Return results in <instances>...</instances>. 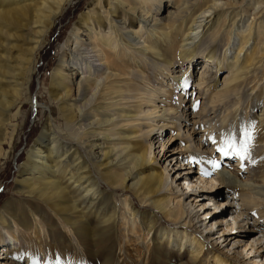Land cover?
<instances>
[{
  "label": "bare ground",
  "instance_id": "6f19581e",
  "mask_svg": "<svg viewBox=\"0 0 264 264\" xmlns=\"http://www.w3.org/2000/svg\"><path fill=\"white\" fill-rule=\"evenodd\" d=\"M71 1L0 0V156L3 146L14 140L28 67ZM196 47L208 53L196 87L211 97L209 112L223 114L218 106L225 105L223 122L255 125L250 169L264 171V95L256 96L261 84L253 90L260 103L247 105V110L262 105L258 124L248 111L242 117L236 114L245 89L264 72V0H93L61 47L51 74L48 90L61 116L47 121L28 156L29 174L19 183V194L37 202L54 200L55 210L68 214L51 211L74 246L70 253L58 250L62 264H93L95 258L97 264H151L156 250L165 251L169 264H264V226L258 217L264 216V205L257 201L264 199V176L260 185L244 180L239 159L235 166L220 162L210 176L183 169L181 162L171 170L155 166L153 136L168 129L173 135L167 142L185 140L189 160H232L193 142L203 127L189 120L193 110L186 118L181 113L186 88L173 92L185 77H172L171 61L179 59L181 68L185 62L198 64ZM15 51V60L21 61L13 64L10 54ZM216 51L223 60L214 58ZM220 65L228 70L221 86L217 74L206 76L209 67L217 70ZM158 66L160 80L154 86L148 73ZM186 79L189 86L190 75ZM208 130L202 138L213 137ZM137 142L141 152L133 153L130 143ZM167 153L173 152L169 148ZM197 165L211 170L207 163ZM146 170L151 171L149 178L142 173ZM181 180L190 192L179 186ZM126 191H132L139 208ZM15 207L9 203L0 210V232L10 241L5 251L11 249L1 264L23 259L31 264L35 254L54 264L57 256L46 252L49 237L40 225L45 217L32 209L20 219L21 210ZM97 243L112 256L85 249ZM173 253L178 261H171Z\"/></svg>",
  "mask_w": 264,
  "mask_h": 264
},
{
  "label": "rangeland",
  "instance_id": "374dc122",
  "mask_svg": "<svg viewBox=\"0 0 264 264\" xmlns=\"http://www.w3.org/2000/svg\"><path fill=\"white\" fill-rule=\"evenodd\" d=\"M93 0H72L69 2L66 6L64 11L59 15V17L56 19L54 25L50 29L45 42L43 43V46L39 50V52L36 53V56L33 58V64H31L28 67L27 74L25 77V86H24V95L21 100V102L18 104L20 105V114L16 120V132L14 135V140L12 142V145L5 144L3 146L2 155L0 156V210L3 209V207L9 203L14 204L16 206L15 208L20 211V219H24L27 217V214L29 213V210L38 212V214H42L45 217V221H43L40 225L44 228L45 234L49 237V244L48 249L46 250L45 247L43 249L46 250L48 254L54 253L55 257L59 255L58 250H62L63 253L65 251H73L74 246L70 242L69 238H64L62 234H66V231L61 228L62 220L57 218L51 211H56L55 208V201L50 200L48 198L42 199V202H37L35 198L19 194L18 192L21 191L19 183L23 179H25L29 174V172H25L28 170V156L30 155L32 149L35 148L36 142L41 136L44 128L46 127L47 121L51 119L52 115L61 116L60 113H55L53 104L50 97V93L48 90V87L51 83V74L56 67V65L59 62L60 59V49L65 43V41L68 39L71 31L74 28V25L76 24L77 20L81 16L83 12L91 5ZM166 9H163V12ZM164 13V15H165ZM208 37V34L205 35V39ZM0 41H3L0 39ZM213 46V45H212ZM222 50V49H221ZM256 52L258 50H255ZM0 53L4 54L2 50H0ZM196 54L197 57L195 62L191 63L190 65L186 62L183 64V67L181 68V62L179 59H173V64L170 68V73L172 77L180 76V77H187L190 75L191 77V83H189V86L186 88V92L183 94V107H181V113H184V117L186 118V112H188L189 109L193 110L195 115H190L189 120H192L193 122L199 121V124L202 128L201 133L198 135H193V142L198 145L200 143V147L203 151L210 152L211 149H214L215 151V145L212 144L211 139L209 137L202 138L204 132L208 129L211 131L212 136L216 139V137L221 134L229 131L230 129H239V125H237V122H223L226 119L227 111L225 110V105H219L218 108L221 106V112L223 114H220V112L216 114H212L209 112L211 109L209 100L211 97H208L207 95H204L203 92H199L197 90V82L199 80V77L201 76L204 67H203V61H205L204 56H207L208 53L206 51H203L202 48L196 47ZM214 58L217 60H223V55L221 52L216 51L214 52ZM17 55V51L10 54V56L13 58V64H16L21 61V57L19 59L15 60V57ZM257 56V55H256ZM170 60V59H169ZM168 60V61H169ZM200 60V61H199ZM0 61H3L2 56L0 54ZM167 61V63H168ZM257 61V60H256ZM256 61H253V64L256 63ZM251 63V62H250ZM1 65V63H0ZM221 68V73L219 74L218 71ZM206 76H213L215 77V74H217L216 79L219 84V86L222 85L223 81L227 77L228 70L227 66L220 65V67L217 68V70L214 69V67H209L207 70ZM161 72V68L158 66L157 68H150V72L148 73L149 78L153 82V85L156 86L157 83L160 80L159 73ZM184 78V79H185ZM164 79L166 80V83L168 81V78L164 76ZM183 79V80H184ZM188 79V78H187ZM263 81V82H262ZM262 85L260 87V90L258 91V94L256 95L253 90L257 89L258 85ZM183 89H178V86H176L174 93L181 94ZM172 92V93H173ZM260 92V93H259ZM264 95V72L260 71L257 73L256 79L249 85V89H245V93L241 98V101L239 102L241 104V107L237 110V115L239 114L241 117L246 114V112H250L249 116L252 120H255L254 123L258 124L259 116L262 111V105L256 106L254 109H248L247 105L249 103L254 105V103H260V100H255V95L258 99L261 98V95ZM173 95V94H172ZM263 99V97L261 98ZM37 101V103H36ZM250 101V102H249ZM172 104H176L175 100H172ZM234 103V102H232ZM38 105V106H37ZM228 106V105H227ZM17 108H13L12 111H16ZM184 118V119H185ZM186 120H182L181 123L183 125L185 124ZM208 123V124H207ZM209 126L208 128L206 126ZM208 130V131H209ZM185 131V128L183 129ZM173 133L171 130L160 132V136L155 133L153 136L154 138V155L155 159L157 160L158 166L155 165L158 168H167L168 170H171L172 168L180 167V162L183 169H190L191 171H198L199 165L193 164L192 166H188V160H189V153L185 152L183 149V145L185 140H178L174 144H170V142H167L168 136H172ZM205 140H207L209 143L207 145H204ZM200 141V142H199ZM165 143L164 148L162 147ZM133 145V153H140L141 148L139 145H141V142L137 143H130ZM171 145V147H169ZM173 145V146H172ZM170 148V151L173 152L167 153ZM4 157V158H3ZM236 160H226L225 158H220L221 165L223 166L226 161L232 162V165L235 166ZM184 161V162H183ZM183 162V163H182ZM187 163V164H186ZM243 165L239 167L241 174L244 177V180L250 179V181H253L255 184L260 185L261 184V177L264 176V171L261 169H254V171H251V163L249 160H245V162H242ZM245 163V166H244ZM226 165V164H225ZM227 166V165H226ZM244 166V167H243ZM228 167V166H227ZM229 169H233L232 167H228ZM237 169H234L233 171H236ZM245 171V172H244ZM27 173V174H26ZM121 173V171H119ZM142 173L150 177L151 171L146 170L142 171ZM26 176V177H25ZM176 175H173V178ZM250 176V177H249ZM183 189L187 192H190L187 188L184 180H181L179 183ZM178 185V183H177ZM104 187V185H103ZM43 188V187H41ZM222 194H226V190L222 188L221 190ZM125 195H130L132 191H126ZM121 195L119 192L118 195ZM160 197V196H159ZM131 199L133 201V204L139 208L140 204L137 201V199L134 198L131 194ZM259 203L264 205V199L257 200ZM198 203L197 205H199ZM212 204L208 203V207H210L211 211L214 210V207L211 206ZM197 211V210H196ZM59 215L67 216V213H59L56 211ZM148 214V213H147ZM264 215V214H263ZM258 217L261 219L260 222L264 226V216L258 215ZM202 218V217H201ZM200 218V219H201ZM27 219V218H26ZM31 226L35 225V221L30 219ZM168 226V225H167ZM206 225H204L205 228ZM211 225H209L210 227ZM168 228V227H167ZM216 229V228H214ZM60 230V233L58 234L57 231ZM190 232H194V230L190 229ZM3 237V242L0 243V259H4L2 256L4 255L2 253V247L4 248V251L8 249L6 245L10 243L9 241V235L5 233V231L0 232ZM67 236V235H65ZM68 237V236H67ZM111 242H107L106 244L111 247L109 244ZM97 246H94V244L88 245L85 247L91 254L97 252L100 257L109 256L112 255L107 253L108 248L100 246V243H97ZM208 245H210V241L207 242ZM214 243L212 242L211 245ZM35 246L41 247L37 245L35 242ZM233 247V243H230L228 245V249L231 250ZM9 251L11 249L9 248ZM5 251L6 255H10V252ZM165 251L161 250L155 251L154 258L151 259V264H169L168 261H166L164 255ZM9 253V254H8ZM3 254V255H2ZM5 255V256H6ZM177 253L171 254V261L177 260L176 257ZM115 257H118V251L115 252ZM187 258V256H186ZM185 258V259H186ZM13 261V260H12ZM264 261V259H263ZM93 264H97V259L92 260ZM243 263V262H242ZM1 264V260H0ZM17 264H27L26 260H20ZM210 264H213L212 260H210ZM244 264V263H243ZM248 264V263H245Z\"/></svg>",
  "mask_w": 264,
  "mask_h": 264
},
{
  "label": "snow or ice",
  "instance_id": "6c2138e0",
  "mask_svg": "<svg viewBox=\"0 0 264 264\" xmlns=\"http://www.w3.org/2000/svg\"><path fill=\"white\" fill-rule=\"evenodd\" d=\"M188 87V81L185 78L182 82L178 84V89H183ZM254 124H242L238 130L230 129L229 131L222 133L219 142L214 137H209L212 144L215 145V151L219 153L221 157H231L233 159H239L240 161L251 160L250 149L252 147L253 141V130ZM192 164H204L210 165V169L201 167L200 171L202 175L210 176L212 172L220 168V161L215 157L204 161L202 159H197L195 157L189 160ZM19 259V257H17ZM31 264H53L51 258L41 260L38 254L32 255L30 257ZM54 264H62V260L57 256L55 258Z\"/></svg>",
  "mask_w": 264,
  "mask_h": 264
}]
</instances>
